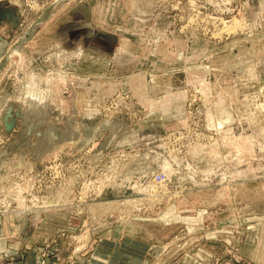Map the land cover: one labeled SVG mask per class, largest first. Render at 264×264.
Segmentation results:
<instances>
[{
	"label": "rangeland",
	"instance_id": "1",
	"mask_svg": "<svg viewBox=\"0 0 264 264\" xmlns=\"http://www.w3.org/2000/svg\"><path fill=\"white\" fill-rule=\"evenodd\" d=\"M0 213L34 264H264V0H0Z\"/></svg>",
	"mask_w": 264,
	"mask_h": 264
},
{
	"label": "crops",
	"instance_id": "2",
	"mask_svg": "<svg viewBox=\"0 0 264 264\" xmlns=\"http://www.w3.org/2000/svg\"><path fill=\"white\" fill-rule=\"evenodd\" d=\"M20 220L21 216L0 213V264H34L37 261V253H33L31 245L20 235L17 225ZM19 239L22 241H17ZM13 256L15 257L8 263L7 258Z\"/></svg>",
	"mask_w": 264,
	"mask_h": 264
},
{
	"label": "bare ground",
	"instance_id": "3",
	"mask_svg": "<svg viewBox=\"0 0 264 264\" xmlns=\"http://www.w3.org/2000/svg\"><path fill=\"white\" fill-rule=\"evenodd\" d=\"M76 57V56H75ZM32 93H29V95H31ZM221 126V125H220ZM172 208H174V207H172ZM173 211V210H172Z\"/></svg>",
	"mask_w": 264,
	"mask_h": 264
}]
</instances>
